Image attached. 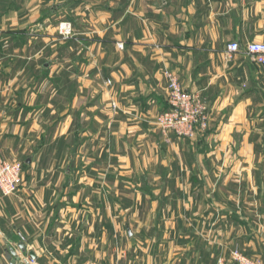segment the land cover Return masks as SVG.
<instances>
[{"label":"crops","instance_id":"1","mask_svg":"<svg viewBox=\"0 0 264 264\" xmlns=\"http://www.w3.org/2000/svg\"><path fill=\"white\" fill-rule=\"evenodd\" d=\"M249 43H264V0H0V157L23 165L0 193V264L21 242L34 264L264 263V66ZM166 71L207 105L195 141L153 124Z\"/></svg>","mask_w":264,"mask_h":264},{"label":"built area","instance_id":"2","mask_svg":"<svg viewBox=\"0 0 264 264\" xmlns=\"http://www.w3.org/2000/svg\"><path fill=\"white\" fill-rule=\"evenodd\" d=\"M60 38H67L72 33L69 22H60L56 27ZM119 48L122 45L119 44ZM237 43L227 45L226 52L229 58L238 53ZM244 51L255 63L264 66V43H249ZM167 79V107L156 117V125L163 133L177 138L194 141L198 135L209 127V111L199 93L184 90L177 77L169 71L164 73ZM22 165L0 158V193L2 196H11L18 192L22 183ZM216 264H264L258 259H252L239 251H234L230 260L219 259Z\"/></svg>","mask_w":264,"mask_h":264},{"label":"water","instance_id":"3","mask_svg":"<svg viewBox=\"0 0 264 264\" xmlns=\"http://www.w3.org/2000/svg\"><path fill=\"white\" fill-rule=\"evenodd\" d=\"M8 252H9V257L8 259L11 260L10 264H17V262H19L18 264H29V262L26 259H22V261H20V258H26L29 257L31 260H35V255L33 253H27L26 252V247H25V243L21 242L17 249H13L12 247H8Z\"/></svg>","mask_w":264,"mask_h":264},{"label":"rangeland","instance_id":"4","mask_svg":"<svg viewBox=\"0 0 264 264\" xmlns=\"http://www.w3.org/2000/svg\"><path fill=\"white\" fill-rule=\"evenodd\" d=\"M62 22H68V21H62ZM70 23V22H69ZM71 26H72V33H71V35L70 36H68L67 38H61V40L62 41H68V40H70V39H73V38H75L76 37V35H75V29H74V27H73V24L71 23ZM57 32V31H56ZM58 36V35H57ZM121 45V44H120ZM117 47L119 48V44H117ZM119 49H122V48H119ZM107 84L109 83V82H106ZM159 114V113H158ZM157 114V115H158ZM157 117V116H156ZM156 118L154 119V126H155V128L157 129V131L163 136V137H167V135H169V132L168 133H163L162 131H161V129L156 125ZM175 138H177L176 136H175ZM177 139H181V138H177ZM197 139V138H196ZM195 139V140H196ZM167 141H168V139H166ZM182 140H186V139H182ZM194 140V141H195ZM187 141H190V140H187ZM73 149H75V143H74V141L72 140V143H71V145H70ZM71 151H73V150H71ZM72 157H73V155H72ZM0 158H2V157H0ZM3 159V158H2ZM73 159V158H72ZM5 160V159H4ZM9 162H12V161H9ZM14 163V162H13ZM15 163H20L21 165H22V162H15ZM22 172H23V165H22ZM23 174V173H22ZM22 181H23V178H22ZM16 194V193H15ZM14 194V195H15ZM236 251V250H235ZM241 253V252H240ZM21 260L20 261H22V259H26L28 262H29V264H34V261L33 260H31L29 257H22V258H20ZM225 260V259H224ZM228 261V260H227ZM260 261V260H259Z\"/></svg>","mask_w":264,"mask_h":264}]
</instances>
